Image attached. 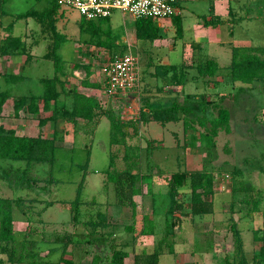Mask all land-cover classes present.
Segmentation results:
<instances>
[{"label": "rangeland", "instance_id": "rangeland-1", "mask_svg": "<svg viewBox=\"0 0 264 264\" xmlns=\"http://www.w3.org/2000/svg\"><path fill=\"white\" fill-rule=\"evenodd\" d=\"M56 4L57 11L43 18L24 15L29 10L43 12L51 8V0H5L1 4L0 42L8 34L7 26L11 30L15 28L16 33L25 30L30 37L18 54L0 49V89L10 93L0 116V124L6 130L14 129L18 134L25 131L23 121L17 120L19 115H13V101L21 96L42 94L41 79L54 75L50 51L56 39L60 42L57 53L63 70L68 72L67 78L62 76L66 88L79 86V77L86 80L89 75L102 88L111 57L131 52L138 56L142 86L148 85L150 74L156 78L154 68L162 66L166 69L165 76L170 73L160 77L164 80H160V85L178 86L179 101L188 102L194 115L202 113L201 101L196 98L198 92L204 86L207 90L208 83L212 82L207 78L203 84L198 70L207 58L216 60L221 67L217 78L222 83L210 92L215 95L214 102L221 101L230 110L232 130L228 134L221 131L216 144L210 145L204 137L206 131L197 120L185 126L182 114L178 121L167 125L154 123L149 116L141 122L140 110L145 106L146 96L142 107L138 104L140 110H135L131 117L119 107L124 121L137 120L138 132L126 128L124 138L110 145V121L106 116L89 127L88 122L66 124L70 119L66 111L55 112L50 108L41 112L40 117L26 113L25 120L30 123L26 121L25 125L31 124L33 132L42 128L38 123L40 118L53 116V121L49 119L40 128L43 138L59 142L70 132V140L68 145L54 148L52 162L0 159V196L14 200L12 212L16 220L15 241L0 247V264H51L52 237L56 235L61 249L72 245L80 248L82 259L97 254L106 262L108 242L104 238L113 236L118 244V232L124 229L120 222H115L121 215L114 207H131L115 196V185L107 181L110 158L113 169L117 172L128 169L138 178L136 185L140 184L142 190L141 195L133 197V210L141 213L135 224L140 225L126 243L132 244L142 235L144 212L153 210L155 213L148 214L153 222L162 226L165 220L175 222L174 240L193 243L196 258L202 264H252L255 252L261 245L264 247V78L249 85L232 82L229 65L234 46H264V1L181 0L179 12L174 16L152 18L156 30L154 40L136 38L135 19L126 12L113 10L108 17L85 22L76 10L61 7L57 1ZM210 18L221 22L203 25ZM87 27L91 32L84 30ZM166 59L178 68L168 69L163 63ZM73 63L79 65L74 67ZM12 75L22 79L15 82ZM72 76L76 78L72 80ZM186 82L191 84L188 83L187 91H181L179 86ZM241 85L244 90L237 98L220 99L236 92ZM56 86L60 89L59 84ZM20 111L27 112L26 107ZM206 113L213 117L215 108L206 104ZM149 122L152 123L148 125ZM78 129L84 132H77ZM195 171H208L213 176V215L193 217L186 210L190 196L188 176ZM174 174H182L187 179L175 178L180 183L174 201L181 202V209L173 206L174 212H170L173 196L169 192V179ZM54 220L59 221L61 231L52 234ZM233 223L236 226L230 228ZM107 226L113 230L105 231ZM31 240L35 241L34 247L29 246ZM21 242H24L22 250ZM155 242L150 236L146 244ZM12 250L14 257L10 260ZM20 250L25 255L22 261L17 259ZM190 250L180 247L176 255H188ZM72 257L63 249L58 263ZM162 257L174 264L170 255Z\"/></svg>", "mask_w": 264, "mask_h": 264}, {"label": "trees", "instance_id": "trees-1", "mask_svg": "<svg viewBox=\"0 0 264 264\" xmlns=\"http://www.w3.org/2000/svg\"><path fill=\"white\" fill-rule=\"evenodd\" d=\"M5 0H0V20L3 15V10L1 9V4ZM53 5L49 9L43 10V12H37L34 10H29L24 16L41 17L48 13H53L57 11L56 0H51ZM19 15V18L24 17ZM105 18V17H102ZM82 21L86 20L82 17ZM221 22L220 19L210 18L204 25H212ZM8 34L3 37L0 42L1 52H12L13 54L20 53L24 48V43L19 36L12 35V30L10 26L5 28ZM85 31H90V28H84ZM134 31L135 36L138 39L154 40L156 38L155 25L151 17L136 18L134 21ZM106 34H110V31H106ZM57 37V33L55 34ZM56 39L54 42L53 49L51 48L50 54L53 59L54 76L50 78H42V94L36 96L30 94L27 98L26 96H21L19 99L13 101V115L17 117L19 111L26 107V110L30 113H39V100L42 102V110L46 111L52 108L58 96V91L56 90V84H63V81L59 78L60 74L63 73V64L61 57L57 53L60 42ZM99 44H104L101 41ZM264 47H247V46H234L232 48V56L230 62V77L234 82H240L242 84H250L257 79L264 78ZM79 64L73 63L74 67ZM219 70V65L216 60L208 58L205 61L204 66H201L198 70V74L201 78H214ZM157 76H163L164 71L162 66L156 67ZM11 78L17 82L22 79L19 76H11ZM88 83L85 80L82 83ZM244 90L241 85L237 88L236 92H230L226 94L223 98H237V95ZM73 98V106L70 111H66L70 115V119L74 120L76 118H82L87 121H92L98 119L100 115L106 116L110 121V144H115L119 142V139H123L125 135V129L131 128L135 133L138 132L139 123L136 121H124L121 117L120 108L113 103H109L107 107H104L101 102L91 96L78 92L75 89L70 90ZM10 97V93L6 90L0 89V116L2 114V109L4 103ZM201 114L194 115V109L188 102H178L174 101L168 106H152L150 110L152 111V117L154 120L160 122L161 124H166L168 122H176L179 119V115L183 116V123L185 126H189L191 122L197 120L200 127L204 128L206 133L204 137L210 145L216 144V137L221 131L225 133H230L231 127V113L230 110L225 107L220 102H215L212 108H215V114L213 117H208L206 113V100L201 102ZM146 105V104H145ZM147 106V105H146ZM24 107V108H23ZM151 107V105H150ZM52 117V116H51ZM49 118H41L39 120L40 125H44ZM141 122L142 119L145 121V112L140 110L139 116ZM122 118V119H121ZM61 146L60 142H55V139L43 138L40 134L38 135H20L16 133L14 129L6 130L2 124H0V159H13V160H26L28 162H52L55 159L54 148ZM109 169L107 170V181L112 182L115 185V194L117 198L126 201L133 209L134 200L133 197L136 195H141V186L136 185L138 178L129 173L127 170L122 172H117L113 169V159L110 158ZM136 178V180H134ZM175 178H180L182 181L186 180L185 176L182 174H174L169 179V192L172 198V204L170 207V212H174L173 206L176 208L181 207V202L174 201V194L177 193V182ZM188 184L190 189L189 196V207L186 209L189 211V215H205L214 212L213 204V176L208 171H195L190 173L188 176ZM79 192V191H78ZM14 200L7 197H0V247L5 243L13 244L15 241V231L13 228V209ZM187 207V206H186ZM181 209V208H180ZM173 210V211H172ZM144 225L140 230L142 235H150L153 233L154 222L148 215L143 216ZM175 222L168 223L166 221V231L164 233V238L167 240L169 250H172V241H174V229ZM236 224L230 225V228L235 227ZM28 233V232H27ZM58 239V237H56ZM257 240V239H256ZM104 241L108 242L107 245V256L106 262L97 254L92 256V264H124V258L127 256V252L123 248H119L116 240L113 236L105 237ZM162 241L160 240L159 246L161 247ZM30 247L35 246V241L31 240ZM24 248V242H21L20 249ZM106 249V248H105ZM162 248L154 249L150 253H144L134 256V264H158L160 250ZM18 253V261H22L25 257L22 251ZM14 252L9 255V259L13 260ZM254 260L252 264H264V247L261 245L259 249L255 252L253 256ZM63 264H82L81 262H75L72 258L64 259ZM28 264H36L35 262H29ZM52 264V263H51ZM58 264V263H56Z\"/></svg>", "mask_w": 264, "mask_h": 264}, {"label": "crops", "instance_id": "crops-1", "mask_svg": "<svg viewBox=\"0 0 264 264\" xmlns=\"http://www.w3.org/2000/svg\"><path fill=\"white\" fill-rule=\"evenodd\" d=\"M61 12H63V11L61 10ZM203 25H204V22H203ZM12 31H13L12 35L19 36L21 38V40L24 43V47H25V43L28 44V41L30 40V37H28L29 35L25 32V30L23 31V33H21L20 31L18 33H16V29L14 28V30H13V28H12ZM27 46H31V44H29ZM247 47H264V46L247 45ZM163 63H165L166 65L169 66L168 69L169 68L170 69H174L175 67L178 68L176 66L177 64L170 63L167 59H166V61H163ZM218 65H219V63H218ZM219 68H221L220 65H219ZM154 69H155V73H156V67ZM145 71H143V72L145 73ZM163 71H164L163 76H156V78H154V79L152 77V74H150L149 78L147 79V81H148V85L147 86L144 85V87H143L142 83H141V101H140L141 105L140 106L142 107L143 99L146 96L147 99H146L145 104L147 106L145 105L142 108V110H144V112H145L146 119L149 116V117H151L150 118L151 121L153 120L154 123H160V122H158V121L153 119L152 114H151L152 111L150 110V108H152V106L153 107L154 106H168L174 101L182 102V101H179L178 96H177L179 94L177 92V90H176L178 88V86H176L174 84H170V83H166V84L163 83L162 85H160V80H161V82L164 81L160 77L164 78L167 75H169V73H170L169 72L165 76L166 69L164 70V68H163ZM73 74L76 76L77 75L76 71H73ZM217 75H218V72H217ZM217 75L214 78H212V82L208 83L209 87H208L207 90H205V88H206L205 86H204V89L201 86L203 91L198 92L199 94L196 96V98H199L197 100L198 102L205 99L206 100V104H210V102H212V104L215 103L214 102L215 99H213L215 97V95L212 96V93L210 92V90L216 89L217 88L216 86H218L219 84L222 83V81L217 78ZM62 76H65L67 78L68 77V72L63 70V73L60 74V76H59V78L61 80H62ZM48 78H50V77H48ZM74 78H76V77H73V76L71 77L72 80ZM71 79H70V81H71ZM83 79L84 78L79 77V79L77 81V84L79 83V86H76V87L72 86V89H75L78 92H81L83 94H86L88 96H91V97H94V98L100 100L101 96L103 97V94H104L103 87L102 88L101 87L98 88L97 84L95 83L94 78H91V75H89L87 77V79L85 80L88 83H85V82L82 83V81H84ZM202 80H203L202 81L203 84H206V82H204V80H206V79L202 78ZM231 81H232V79H231ZM188 83L191 84V82H186V83H184V84L179 86L181 91L182 90L183 91H187L186 88H187ZM235 83H237V82H235ZM57 84H59V83H57ZM59 85H60V89L57 88V86H56V90L58 91V96L56 98V101L54 102V104H53V101L51 103L52 111L55 110V112L60 111V112L64 113L65 111H70L72 109L73 98H72V94L70 93V90H72V89L71 88L70 89L66 88L63 84H59ZM194 87H197V86H194ZM144 92H145V95H144ZM187 93L188 92H186L185 94H187ZM204 93H208V95L205 96ZM221 98H223V97H221ZM38 105L40 107L39 113H30L28 111L24 113V111H23V114H22V112L19 111V116L17 117V120L18 121H23L22 123H24L23 125L25 127V131L23 133H21L20 135H24V134H26V135H38V134H40L42 136V133H41L42 130L41 129L43 127H45L49 123V121H47L44 125H42V128L39 127L37 129H35L34 132H33L31 124L29 126H27V127L25 125L26 121H28V123H30V121L28 119L25 120L26 116H24V115H26V113H27L28 116L29 115L30 116L36 115V116L40 117L41 112H47V110L46 111L42 110V102L41 101L38 102ZM150 105H151V107H150ZM48 111H49V109H48ZM103 116L104 115H100L98 117V119L92 120V121H87V120L82 119V118H76L74 120L67 119V122L65 121V123L66 124L67 123L71 124V122H73V121H75L74 123H76V124L77 123L80 124L82 122L83 123H87L88 122L89 123L88 126H89L91 123L93 124V123H96V122L100 121ZM49 117L50 116H44V119L49 118ZM58 120H60V118H57V121ZM38 123H39V121H38ZM150 123H152V122H149L148 125ZM168 123H170V122H168ZM168 123H166L164 125H167ZM32 125H35V124L32 123ZM151 125L154 126V124H151ZM161 125H163V124H161ZM36 126L38 127L39 124H36ZM77 132H84V131H80L78 129ZM77 132L74 131V133H77ZM69 133H67L65 135V139L63 141H59L61 143V146L68 145L67 140H70L69 139V135H68ZM108 141H109L108 144L110 145V129H109V140ZM108 164H109V162L107 163V167H108ZM114 193H115V191H114ZM115 196H116V194H115ZM214 197H215V195L213 196V201H214ZM38 203H40V202H38ZM213 204H214V202H213ZM214 208H215V205H214ZM114 211H120V215L121 216H120V218H116L115 222L116 221L120 222L119 224L120 225L122 224L123 227H124V229L122 230L121 233L118 230L119 232H118V237H117L118 240L120 239V241L118 243V247L119 248H123L127 252V256L124 258V264H134V256L135 255L141 254L142 252L150 253L154 249H157V248H162L160 250L158 264H172L169 259L166 260L165 258L163 259V257L161 259V256L166 255V254H168V255H170L172 257L171 259H172V261H174V264H202V262L198 261V259L196 258L197 254H195V252L193 250L194 249V244L190 243L189 241H186V240H183V239H182V241L180 239L179 240H174V241H172L173 242L172 243L173 244L172 245V250H169L168 244L166 245L167 240L163 239L164 238V233H165L163 229H166V220L164 221L165 226L157 224L155 222V220H154V222H155L154 224L155 225L153 227V233L152 234H150V235H138L134 239V242H132V244L131 243H126L125 240L129 236L133 237L134 232L139 228L138 225H140V224H137V223L135 224V219L138 220L139 216H141V213L139 211H135L134 212V210L131 209L130 207H126V206H123V205L122 206L120 205V207H118V208H117V206L114 207ZM214 212H215V209H214ZM214 212L213 213H209V214H205V215H202V216H210V215H213ZM151 213H155V212L153 210H151L150 212H146L145 211L144 212V216H146L148 214H151ZM12 216H13V227L15 228L16 220H15V217L13 215V212H12ZM178 216L181 217V214L178 213ZM184 216H188V215H184ZM200 216L201 215H199V216L195 215L193 217H200ZM155 218H158V216L155 215ZM57 222H59V221L54 220L52 222V234H55L56 232L58 233V232L61 231V225H58ZM179 224H181V222ZM81 226L84 227V224L82 223ZM26 227L27 226L22 227L21 229L25 230ZM193 227H194V225H193ZM111 229L113 230V228H110V226H107L105 231L106 230L107 231H109V230L111 231ZM150 236L152 237V240H153V238H155L156 242H155V244H151L150 246H148L146 244V242H148V240L150 239ZM56 237H57V235L54 238L52 237V247H51L52 248V264H56V263L59 262L58 258L61 256L63 249H64V251L66 250L67 254H70V255L73 256L72 259L75 262H81L82 264H92L91 263L92 257L87 258V260L85 258L82 259V257H81L82 252H81L80 248H76L75 249L72 245H70L69 247L68 246L67 247L64 246V248L61 249V246H60L61 244L58 243L55 240ZM160 240L162 241L161 242L162 243L161 247L159 246ZM180 247L184 248V250L185 249H189V248H191L192 250H190V253L188 255H186L185 253H178V255H176V253L178 252V248H180ZM167 248H168V250H167ZM160 259H161V261H160ZM58 264H62V263H58Z\"/></svg>", "mask_w": 264, "mask_h": 264}, {"label": "built area", "instance_id": "built-area-1", "mask_svg": "<svg viewBox=\"0 0 264 264\" xmlns=\"http://www.w3.org/2000/svg\"><path fill=\"white\" fill-rule=\"evenodd\" d=\"M61 7L76 10L86 20L108 17L113 10L126 12L133 18H166L179 12L181 0H56ZM100 98L104 106L108 102L132 116L140 110L141 74L138 56L131 53L114 54L108 64ZM125 105V106H124ZM124 115V114H123ZM123 117V116H122Z\"/></svg>", "mask_w": 264, "mask_h": 264}]
</instances>
